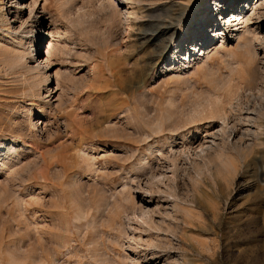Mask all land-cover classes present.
I'll list each match as a JSON object with an SVG mask.
<instances>
[{
  "label": "rangeland",
  "instance_id": "rangeland-1",
  "mask_svg": "<svg viewBox=\"0 0 264 264\" xmlns=\"http://www.w3.org/2000/svg\"><path fill=\"white\" fill-rule=\"evenodd\" d=\"M178 1L0 0V264H264V0Z\"/></svg>",
  "mask_w": 264,
  "mask_h": 264
},
{
  "label": "bare ground",
  "instance_id": "bare-ground-1",
  "mask_svg": "<svg viewBox=\"0 0 264 264\" xmlns=\"http://www.w3.org/2000/svg\"><path fill=\"white\" fill-rule=\"evenodd\" d=\"M182 1H185V0H179L178 2H173L171 4V6L159 8L155 12L156 18L155 19L153 18L154 20H152V21L148 22V24L144 25L143 29L141 30V32L138 35V38L143 41V42H141V45L147 44L148 48L155 51L156 54L162 53L164 51L163 46L165 44H167L169 41L173 40L172 39V37H173L172 33L174 32L176 25H182L186 29V31H188V29H187L188 28V21L189 20H190V22L197 21L198 22L197 23L198 28H197V30H195V32L199 31L198 33H200L204 29V26L206 27V26L210 25V23H212V21H211L212 18H215L216 20H218L220 18L219 16L225 15V13L229 10H232V11H230L231 13H229L227 16H225V19H227V17H230V19H228V22H229V20L234 18V21L232 20L231 23H238L237 26H239L241 24L245 25L244 30H243L244 32L247 29L249 30V28H250V27L248 28V24L252 20L250 18L246 17V15H245V11H246L245 9L248 8V7H246L247 6V3H246L247 0H229V1L228 0H207L206 2L211 3V6H210L211 10L213 9V7H215V5H216V7H218V9H219L218 18L216 17L217 15L215 13L212 14L213 11H211V10H210V12L208 11V13L203 15L202 17L201 16L196 17V15L201 13V11H204L203 7L207 6V5H205V4L202 5L201 4L203 2L202 0H194L193 1V9L190 11L191 15L189 17L190 19L188 18V20H187V18H184V13H185V11L189 10V6L186 4H183ZM248 1H250V0H248ZM259 1L260 0H258L257 2H259ZM224 3H225V5H223ZM239 3H240V6L242 4H244V8H243L241 13L238 12V9L240 7H237V6ZM19 6L20 5H16L17 8ZM200 7H202V8H200ZM236 13H238V16H235ZM20 18H21V16H20ZM193 18L195 19L194 21H193ZM0 20L1 21L3 20V15H2V17H0ZM38 22H39V20H38ZM218 26L220 28V24ZM221 32H222V34H223V32H226V25L224 26V29H221V30H219L218 28L216 30L213 29L211 36L206 37V35H205L204 43H201V41L203 39H200L199 44H196V47H194V43L192 44V46L188 45L187 50H183V47L181 45H179L178 41L174 42L175 55H176L177 59H179V60L181 59V61L188 60V57L190 56V61H192V59L194 58V56H192V54L195 51H197L198 47L201 48V49H199V52H201L203 50L205 51V46L208 44V42L210 43L211 40L213 41V40L217 39L216 35H219ZM216 33H218V34H216ZM198 36L200 37L201 35H198ZM202 45L204 47H201ZM50 46H49V49L47 51L48 54L50 53V51H52ZM193 47H194V49H192ZM48 54H46V55H48ZM32 55H34V54H32ZM43 70L44 69L40 70L37 75L40 76L41 83L46 85L49 82V77H47V74L41 72ZM23 78H24V76H23ZM24 80H25V78H24ZM23 82H25V81H23ZM24 86H26V85H24ZM41 114H43V113H41ZM232 132H235V131H232ZM251 152H252V150H251ZM134 248L137 249V247H134Z\"/></svg>",
  "mask_w": 264,
  "mask_h": 264
}]
</instances>
